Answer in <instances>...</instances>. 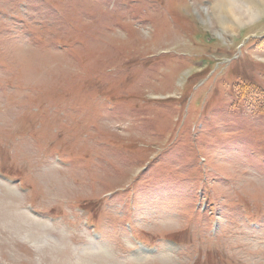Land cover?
Listing matches in <instances>:
<instances>
[{"label": "rangeland", "instance_id": "obj_1", "mask_svg": "<svg viewBox=\"0 0 264 264\" xmlns=\"http://www.w3.org/2000/svg\"><path fill=\"white\" fill-rule=\"evenodd\" d=\"M217 1L0 0V264H264V1Z\"/></svg>", "mask_w": 264, "mask_h": 264}, {"label": "bare ground", "instance_id": "obj_2", "mask_svg": "<svg viewBox=\"0 0 264 264\" xmlns=\"http://www.w3.org/2000/svg\"><path fill=\"white\" fill-rule=\"evenodd\" d=\"M214 9L218 13L217 18L220 21L221 26L225 29L235 28L238 25L250 22L259 14V12L253 8V6L244 2H239L237 0H218L214 5ZM222 16H224V18ZM226 18L227 21L225 20ZM102 253L105 254V252L99 251V253H96V255L98 254L99 256Z\"/></svg>", "mask_w": 264, "mask_h": 264}]
</instances>
